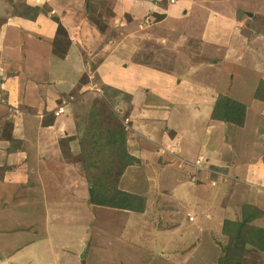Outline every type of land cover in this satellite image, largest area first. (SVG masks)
I'll list each match as a JSON object with an SVG mask.
<instances>
[{"label":"crops","instance_id":"obj_1","mask_svg":"<svg viewBox=\"0 0 264 264\" xmlns=\"http://www.w3.org/2000/svg\"><path fill=\"white\" fill-rule=\"evenodd\" d=\"M249 1L252 2L251 5L260 4L259 0ZM106 2L113 4V13L119 22L121 18L129 17L136 24L142 17L147 19V15L153 13L163 17L160 22L162 25H172L183 36H188L189 41H199L201 48L205 50L208 47L210 53H213V62L200 58L199 49L196 52L197 59L204 67L211 64V69L219 68L218 78L223 83L220 85L217 82L215 86L209 85L208 88L195 85L194 89L191 84L184 86V83L178 87L177 81L187 80L180 79L177 73H172L173 77L169 78L163 73V81L167 82V87L173 88L172 83L177 87L170 93L171 103L167 106V111L157 119L150 121L147 117V121L134 126L141 137L138 158L153 170L147 179L143 212L119 210V213H115L117 210L96 207L89 204L88 194L82 197L84 201L79 202L78 172H75L76 176L71 174L72 170L68 168H74L75 165H69L64 158L61 145L55 142L59 141L57 137L52 138L54 140L47 145H22L23 149L11 153L13 156L7 149L5 153L4 143L0 142V157H7L0 161V168L4 166L2 164H8L9 168L16 167L10 174H3L4 179H0L2 264H74L70 262L71 256L80 259L81 264H84V259L86 264H91V260H95L102 251L95 243L97 233L102 222L106 226L105 221L109 218H112V222L108 221L109 225H116L117 229L113 232L117 237L119 235L121 242L179 243V247H183L177 248L181 249V253L171 251L174 254L168 258L154 254L153 258L157 257V262L155 259L147 260L146 263L150 264H177L184 259L186 264H192L195 260L198 263L200 257L201 263L206 261L209 257L207 254L211 251L203 253L200 249L197 254V248H194L191 254V243H206L205 234L211 235L219 230L221 233L216 235L222 234L226 221H245L256 214L249 225L264 230V101L256 97L264 82V34L246 29V26H257L259 22L258 26L264 27V15L247 12L251 5L241 10V0ZM73 18L75 16L70 17L69 14L63 19L66 31H71V21L76 22ZM37 23L27 33L19 30L4 32L6 35L0 40V93L6 106L5 110L0 109V122L9 117L12 106L19 103L24 106L33 103L31 108H41L49 103V113L56 109V103L60 101L59 95L51 93L46 81L49 78H43V74L53 67L60 66L64 69V76L61 77L73 80L72 83L67 81V88L74 83L78 86L81 82L79 75L82 73L78 67L84 68V65L74 64L71 55L61 59L58 66H55L52 44L57 26L41 24L40 21ZM96 38L95 33L92 39L97 40ZM183 41L186 39L183 38ZM110 44L113 47H105L99 56H109L114 63L116 54L125 45L122 43L115 46L113 41ZM124 60L130 63L132 61L128 58ZM187 60V56L183 58V61ZM133 68L141 71L139 66ZM152 76L155 78L156 74ZM207 77L209 80L213 79L210 75ZM125 79L131 80V77ZM136 79L134 85L137 86L140 81ZM119 81L120 85L124 82L120 87H130L132 84V81L120 78ZM65 82L61 81L60 85ZM61 88L60 91L63 92ZM179 95L183 96V100H180ZM221 95L246 107L244 127L212 120L214 104ZM66 116L57 118L52 126L41 130H53L58 125L61 129L70 126L71 121ZM20 120L24 121L20 118L17 121ZM21 126L20 131L15 128V137H18V132L30 134L33 130L26 123ZM166 130L172 138L166 135ZM164 145H172L173 153L163 149ZM163 151H166L165 156L162 155ZM61 173L64 176H60ZM44 175L54 183L53 192L57 197L55 201L58 202H52L54 199L47 193V185L43 183ZM59 179L61 190L54 191ZM201 179L206 185H199L197 180ZM63 184L67 190H63ZM12 201L16 203L13 204ZM2 204L7 206L2 209ZM84 205L94 211L106 212L92 222L91 236L79 238L68 230L64 233V239L57 236L52 225L59 224L62 220L60 215H77L79 206ZM101 218H104L102 222ZM130 222L131 226L128 227ZM104 236L109 238L111 234ZM72 243L76 244L74 249ZM253 253L260 259L257 264H264V253L255 249ZM100 262L105 264L104 257Z\"/></svg>","mask_w":264,"mask_h":264},{"label":"rangeland","instance_id":"obj_2","mask_svg":"<svg viewBox=\"0 0 264 264\" xmlns=\"http://www.w3.org/2000/svg\"><path fill=\"white\" fill-rule=\"evenodd\" d=\"M259 1L260 4L251 5V1L241 0L243 4L240 5V8L242 10L251 5L247 8V12L264 15V0ZM69 14L70 17L75 16L72 20L76 21H71L70 26L72 28L71 31L68 30L70 32L66 31L63 26V19H66ZM147 16V19L142 17L141 21L136 22V24L129 17L121 18V22H119L114 16L113 4L106 2V0H0V40L6 35L4 32L18 30L29 32L35 28L38 21L41 24H55L57 32L52 44L55 66H58L57 63L68 55L73 57L74 64L81 65L82 63L84 65V68L78 67L82 73L79 75L81 82L78 86L74 83L69 88L66 87L67 81L72 83L73 80H70V77V79L61 77V75L64 76V69H61L60 66L53 67L52 70L43 74V78H49L46 81L49 83L48 88L51 93L56 96L59 95L60 98L54 111L49 113V103L42 105L41 108H31L33 103L25 106L19 103L12 106L10 114L8 113L9 117L0 122V142L4 143L5 153L6 149L8 153L13 154V151L23 149L22 145H47L54 140L52 138H59V141L55 140V142H59L61 145L64 158L69 165H75L74 168L69 167L68 169L72 170L71 174L74 176H76V171L79 174H77L79 202L84 201L82 197L88 194L89 204L93 205L90 193H87L93 185L97 188V196L106 201L117 203V199L124 193L139 199H146L147 179L153 170L138 158L141 149V137H139L134 126L147 121V117L150 121L157 119L165 110L167 111V106L171 103L170 93L177 87L173 83V88L167 87V82L163 81L165 74L169 78L170 76L173 77L172 73H177L180 79L187 80L184 82L177 81V84L179 82L178 87L184 83V86L191 84L194 89L196 88L195 85L208 88L209 85L215 86L217 82L220 85L223 83L222 79L218 78L219 68L211 69L209 67L211 64H206L204 67L197 59L196 52L199 49L198 56L200 58L213 62V53H210L208 47L205 50L201 48L202 44L199 41H189L188 36H183L175 27H171L172 25H162L160 22L163 17L155 16L153 13ZM258 24L260 25V22ZM258 24L257 26H246V29L248 28L249 32L253 30L258 34L264 33L262 30L264 27H259ZM246 32L248 33V31ZM95 33L97 40L92 39ZM183 38L186 39L185 42ZM110 41L115 42V46L122 43L125 45L121 48L123 50L116 54L114 63L105 54V57L99 56L105 47H113L111 44L109 45ZM186 56L188 57L187 62L183 61ZM127 58L132 59L131 63L124 60ZM134 66H139L141 71L134 70ZM211 66L213 67V65ZM119 71L122 73H118ZM152 74H156L157 79H155L156 77L153 78ZM123 75L125 78L131 77V80H126L122 77ZM208 75L213 79L209 80ZM119 78L123 81H132V84L130 87H120L124 82L120 85ZM135 79L140 81L137 86L134 85ZM61 81L66 82L60 85ZM60 88L64 91L61 92ZM175 93L177 94V90ZM179 96H181L180 100H183V96ZM4 102L5 99L0 93L1 110L6 108ZM62 116L69 118L70 126H64L61 129L58 125L53 130H41V128L52 126L55 120ZM18 118L24 121L20 120V123L17 121ZM22 123H26V126H30L33 130L30 134L18 132V137H15L13 134L15 128L20 131ZM117 126H122L119 131H122L125 140L121 134L117 133ZM165 132L167 136L172 138L168 130ZM162 148L173 153L172 145H164ZM157 151L160 150L157 149ZM165 154L166 151H163L162 155L165 156ZM6 158L0 157V161ZM2 165L4 166L0 168V179H4L5 175L3 174H10L14 168L16 169V167L11 166L9 168L8 164ZM60 176H64V174L61 173ZM197 181L200 182V186L206 185L202 179ZM43 183L47 185L49 196L54 199L52 202H58L55 201L57 197L53 192L54 185L52 186V184L54 183L52 180L44 175ZM54 188V191L61 190L60 179ZM62 188L67 190L64 184ZM50 200H48L49 203H51ZM12 203L15 204L16 201H12ZM139 203L140 201L135 202L137 205ZM50 205L52 206V204ZM4 206L7 205L2 204V209ZM79 207L77 215H60L62 220L59 221V224L54 223L52 225L55 227L54 233L57 236H62L61 239H64L66 230L73 236H79V238L91 236L92 222L97 221L99 215L102 217L106 213L101 210L100 212H98L99 210L94 211L85 205ZM115 213H119V210ZM102 219L104 218H101L100 222ZM109 220L111 221L112 218L105 221L106 226H104V221L102 222L97 233L95 243L97 248L102 251L99 252L95 260H91V264H101L102 257L106 261L105 264H150L146 261L157 258H153L154 254L168 258L169 255L174 254L171 251L181 253V249H177L182 247H179V243L121 242L119 235L117 237L113 232L117 229L116 225L113 223L109 225ZM242 222L243 220L238 223ZM130 226L131 222L128 227ZM229 231L233 233L237 232V229L233 227ZM108 232L111 234L109 238L104 236L109 234ZM219 232L220 230L211 233V235L205 234L206 243H191L193 244L190 249L191 254L194 248H197V254L200 249L203 253L211 251L210 254L206 252L209 256L206 261L201 263L200 257V260H197L198 263L195 260L192 264H220L222 261V264L260 263L258 255L253 253L251 246L245 247L243 251L235 250L236 245L233 240L224 235V230H222V234L217 236L216 234ZM234 234L232 236H235ZM198 238L199 236L195 239L196 242H198ZM253 238V235L243 233L242 239H245L246 242L250 243ZM104 241L106 243H103ZM72 244L74 249L76 244ZM41 246L43 245L41 244ZM186 249L188 248L186 247ZM70 258L71 263H82L80 259L73 256ZM155 261L157 262L156 259ZM85 262L84 259L83 263L86 264ZM185 262L184 259L177 264H186ZM0 264H2L1 261Z\"/></svg>","mask_w":264,"mask_h":264},{"label":"trees","instance_id":"obj_3","mask_svg":"<svg viewBox=\"0 0 264 264\" xmlns=\"http://www.w3.org/2000/svg\"><path fill=\"white\" fill-rule=\"evenodd\" d=\"M256 97L258 100L264 101V82L261 83L260 89L256 93ZM211 117L214 121L230 123L238 127H244L246 119V107L226 96L221 95L216 101ZM119 128H122V126H117L116 131L117 133L121 134V137L123 138V140H125L124 135L122 131H119ZM96 190L97 188L95 187V185H93L92 187H90L89 193L91 196L92 204L98 207L130 211L135 213L143 212L145 209V198L139 199L137 197L124 193L121 194V197L117 199L118 202L116 203L113 201L100 199L96 194ZM136 201H140V203L137 205L135 204ZM253 218H255V216L250 219L246 218V220L242 223L231 221H226L224 223L223 233L224 235L228 236L230 240H233L234 244L236 245L235 250L243 251L245 247L251 246L253 249L264 253V230L249 225ZM233 227H236L237 232L230 233L229 229ZM243 233H249V235L254 236V238L250 240V243L246 242L245 239H242ZM233 234L235 236H232ZM222 263L223 261L220 262V264Z\"/></svg>","mask_w":264,"mask_h":264},{"label":"water","instance_id":"obj_4","mask_svg":"<svg viewBox=\"0 0 264 264\" xmlns=\"http://www.w3.org/2000/svg\"><path fill=\"white\" fill-rule=\"evenodd\" d=\"M250 17L252 18V16L250 15Z\"/></svg>","mask_w":264,"mask_h":264}]
</instances>
